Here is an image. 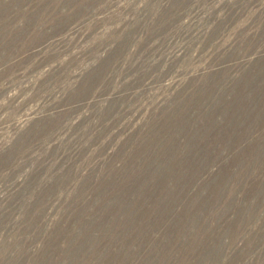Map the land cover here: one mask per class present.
I'll return each instance as SVG.
<instances>
[{
    "label": "rangeland",
    "instance_id": "1",
    "mask_svg": "<svg viewBox=\"0 0 264 264\" xmlns=\"http://www.w3.org/2000/svg\"><path fill=\"white\" fill-rule=\"evenodd\" d=\"M18 226L19 264H264L261 0H0Z\"/></svg>",
    "mask_w": 264,
    "mask_h": 264
},
{
    "label": "clouds",
    "instance_id": "2",
    "mask_svg": "<svg viewBox=\"0 0 264 264\" xmlns=\"http://www.w3.org/2000/svg\"><path fill=\"white\" fill-rule=\"evenodd\" d=\"M261 3L264 4V0H261ZM158 122V118H156L150 127ZM19 220L20 218L17 217V221ZM28 240H31V237L25 238L21 236L19 226L13 228L12 231L7 233V235L5 234V231H0V264H5V261L7 264H19V260L28 252L35 254L42 247V242L35 243L32 247H28ZM227 259L228 256L226 255L224 258L225 264ZM254 259V255L250 257L249 264H251V261Z\"/></svg>",
    "mask_w": 264,
    "mask_h": 264
}]
</instances>
